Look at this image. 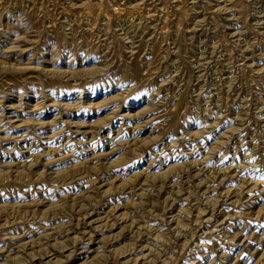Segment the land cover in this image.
<instances>
[{
  "label": "rangeland",
  "instance_id": "obj_1",
  "mask_svg": "<svg viewBox=\"0 0 264 264\" xmlns=\"http://www.w3.org/2000/svg\"><path fill=\"white\" fill-rule=\"evenodd\" d=\"M0 264H264V0H0Z\"/></svg>",
  "mask_w": 264,
  "mask_h": 264
},
{
  "label": "bare ground",
  "instance_id": "obj_2",
  "mask_svg": "<svg viewBox=\"0 0 264 264\" xmlns=\"http://www.w3.org/2000/svg\"><path fill=\"white\" fill-rule=\"evenodd\" d=\"M207 62V61H206Z\"/></svg>",
  "mask_w": 264,
  "mask_h": 264
}]
</instances>
